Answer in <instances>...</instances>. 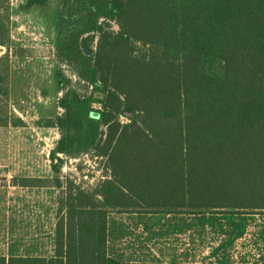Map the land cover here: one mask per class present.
I'll list each match as a JSON object with an SVG mask.
<instances>
[{"label":"trees","instance_id":"1","mask_svg":"<svg viewBox=\"0 0 264 264\" xmlns=\"http://www.w3.org/2000/svg\"><path fill=\"white\" fill-rule=\"evenodd\" d=\"M58 44L93 90L60 98L52 157L94 147L105 170L62 199L50 264H123L113 210H264V0H62Z\"/></svg>","mask_w":264,"mask_h":264},{"label":"rangeland","instance_id":"2","mask_svg":"<svg viewBox=\"0 0 264 264\" xmlns=\"http://www.w3.org/2000/svg\"><path fill=\"white\" fill-rule=\"evenodd\" d=\"M29 1L0 0V30L8 32L0 44V114L10 119L0 125V256L6 257L43 230L55 254L62 199L71 188L94 185L105 170L94 147L52 157L60 98L70 90L90 94L93 86L60 51L62 0ZM109 134L102 124V142ZM106 251L123 264H264V210H113Z\"/></svg>","mask_w":264,"mask_h":264},{"label":"crops","instance_id":"3","mask_svg":"<svg viewBox=\"0 0 264 264\" xmlns=\"http://www.w3.org/2000/svg\"><path fill=\"white\" fill-rule=\"evenodd\" d=\"M53 255H51V239L49 236V230L47 231V235H45V231L43 230L42 236H39V232H38V234L32 237V239L29 240L28 243H23L22 246L20 247V250L18 249L16 253H13L11 256L8 257L6 256L3 257L5 258L29 257L34 260L31 264H50L49 260Z\"/></svg>","mask_w":264,"mask_h":264}]
</instances>
